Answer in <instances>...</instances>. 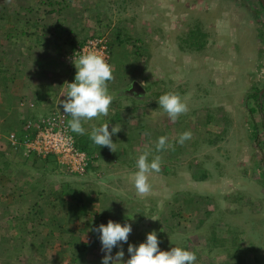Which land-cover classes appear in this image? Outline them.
I'll return each instance as SVG.
<instances>
[{"label": "rangeland", "instance_id": "1", "mask_svg": "<svg viewBox=\"0 0 264 264\" xmlns=\"http://www.w3.org/2000/svg\"><path fill=\"white\" fill-rule=\"evenodd\" d=\"M48 2L0 0V17L7 14L6 21L0 20V103L12 105L5 112L0 108V123L14 122L18 112L11 111H18L19 103L25 115L37 118L50 111V102L54 107L64 99L67 83L74 82L76 74L74 63L62 53L69 47L68 38L102 34L115 39L118 28L123 41L114 47L108 63L114 77L108 89L114 100L107 116L83 122V127L90 132L92 125L109 123V131L110 124L119 125L121 134H114L119 137L115 152L90 142L96 168L83 175L70 174L41 157L24 159L10 150L1 153L0 264H102L105 253L92 229L109 220L132 227L128 242H122L124 260L129 258V244L138 246L155 231L162 251L177 246L194 252L195 264H231L223 253L210 248L207 232L215 226L217 235L226 240L232 237L228 228L243 229L245 246H252L255 257L252 264H264V131L253 143L248 111L255 106L249 95L264 86V39L257 33L264 31V13L257 1L71 0L63 12L52 14L46 12L51 9ZM9 13L17 22L32 19L50 33L60 23L53 39L56 46L51 42L38 52L28 51L26 42L18 39L11 45L5 34L13 23ZM197 26L207 34L201 50L186 42L189 29ZM132 81L145 83L143 95L125 92ZM35 91L44 92L43 103L34 100ZM169 91L178 92L188 106L176 121L158 104ZM115 114L119 121L111 120ZM216 115V131L224 128L217 137L207 132L205 123ZM252 118L260 124L258 112ZM184 131H191L192 137L181 145L177 140ZM160 136H167L173 147L158 153L161 171L149 174L151 191L140 196L131 180L138 170L136 160L144 151L152 153ZM68 187L72 192L67 193ZM55 192L58 208L59 201L74 196L82 198L79 205L89 210L70 224L72 234L61 230L51 234L42 224L15 219L36 208L49 216L53 207L47 201ZM187 193L192 202L185 206L182 200ZM239 194L245 197V206L238 205ZM65 211L70 208L60 207L58 214ZM201 218L206 221L199 228ZM61 234L90 242L88 252L74 259L69 251L61 252ZM45 239L50 242L41 247ZM119 250L113 248L112 255Z\"/></svg>", "mask_w": 264, "mask_h": 264}, {"label": "trees", "instance_id": "2", "mask_svg": "<svg viewBox=\"0 0 264 264\" xmlns=\"http://www.w3.org/2000/svg\"><path fill=\"white\" fill-rule=\"evenodd\" d=\"M258 7L260 9V11L262 13H264V9L260 3L259 0H256ZM44 0H38V3H43ZM71 0H49L48 4L51 5V9L46 11L50 14L57 12V13H61L63 12L65 9H67L70 5ZM32 8V7H31ZM11 15H9V20H11L13 23L10 24L11 28L9 29L10 31H8L6 34V37L9 41H11V45H14L16 43V40H20L22 43L26 42V48H28V51L33 50V49H37L38 52L41 51V49H44L46 45H50L51 42H53L54 46H56V41L53 40L54 37H56L57 34V30L56 28H60L61 25L60 23H55L53 25L52 28V33L50 32H46V30H48L49 28H43L41 29L38 26V23L32 19H25L22 20L21 22H17V19H13L12 13H9ZM6 15L7 14H3L2 17H0V20L6 21ZM264 24V21H263ZM68 33L70 35H73L71 32L68 31ZM258 36L263 40L264 39V31L262 30H258L257 31ZM46 34H48V37L46 38ZM102 34H95V35H90L88 37H84V38H80L77 39L75 38V36L71 39L68 38L67 42L69 43V47L67 49H62V53L63 55H69L70 52L76 50L77 46H80L82 44H84L86 42V40L89 39H93V38H99L102 37ZM207 34L204 33V31H202V29L200 27H196V28H192L189 29L188 32V36L186 38V42L188 43L189 46H192L193 50H201L203 47H205L206 44V40H207ZM51 38H50V37ZM121 33L120 30L118 28H116V35H115V39H108L106 40V47H107V52H108V59H107V63H109L110 60V55H113L114 53V47L117 48V43H121L122 37H121ZM75 38V39H74ZM76 40V41H75ZM20 42V43H21ZM13 47V46H12ZM66 62V61H65ZM69 65V62H66ZM203 65L204 64H200ZM206 72V71H205ZM204 72V73H205ZM74 76V75H73ZM2 79H5L4 75H2L1 77ZM71 81V80H70ZM146 88H144L145 90ZM44 91V90H43ZM41 91V94L39 93V91H35L34 96V100L38 103H43V96H44V92ZM259 91L260 88H256L255 92L252 93L251 95H249L251 98H253V100L255 101V106H249L248 107V111H249V115H250V125L252 127V133L250 134L251 139L253 140V143H256L258 141L259 135L261 131H264V93L261 95V97L259 98ZM261 98H263L262 101ZM38 103V104H39ZM51 104L49 105V109H53V102H50ZM9 104V103H8ZM10 107L7 105H5L4 110H9ZM15 113V110H12V113ZM255 112H258L259 114V125H257V121L255 119H253V115L255 114ZM16 117L17 118H13L14 122H17L16 125H14L12 120H8L6 123L0 124V128H1V133H3L4 135H8L9 133H14L19 139L23 136L24 132L26 131L25 129V125L27 123L28 120L32 119V114L28 115V113L25 115L23 113V111L21 109H18V114L16 113ZM11 119V118H10ZM111 120H120L119 115L115 114L114 117ZM206 122V130L210 135H214L217 137L218 134H221L222 131L224 130V128L221 126V131H216V129H218L219 127V118L216 115V117H212L210 116L207 120H205ZM214 121V122H213ZM5 122V121H4ZM111 128H112V124H110ZM209 126V127H208ZM211 126V127H210ZM140 127V125L138 126ZM111 132V129H110ZM219 132V133H217ZM76 139V146L77 148H79L80 150L86 151L87 153L90 154V160L87 164L86 170H92L95 169V158L96 155L94 153V148L91 147L89 144L91 142L90 138L81 136L78 138V136L73 133ZM117 134H121V131L116 133ZM116 138L112 137L113 142H116V140H118L119 137L115 136ZM263 137H264V133H263ZM212 142L215 141V139L212 137ZM10 150L11 153H15L17 156H21L24 157L22 155H20L18 152H16L15 150L12 149V147L7 143L6 140L4 141H0V155L1 157L3 156V151H8ZM136 152H134L135 154ZM152 154L157 155L158 153L156 152L155 146H153L152 148ZM27 157H37L36 155L30 154ZM27 157H25L24 159H28ZM41 160L43 162H49L52 161L55 165V167L57 168L58 165L55 161V159L51 156H47L44 158H41ZM60 168V167H59ZM264 175V173H263ZM72 192L71 189L68 187V191L67 193ZM63 193V189L62 192ZM53 199L48 200V204L52 205V209L49 210V216L45 215V213H43V209L42 208H36L34 211L28 210L29 213L24 214L20 217V215L15 216V219H20L21 223L25 224L26 221L29 222L31 221L32 223H37V224H42L43 226H45L49 233L54 234V230H61L64 234H72V228L69 227L70 224L73 225V221H75V218H78L79 215H85L88 214L89 210L87 207H85L84 205H79L82 201V198H76V197H72L70 196L69 200H65V201H59V208L60 207H69L70 211H65L62 215L58 214L59 208L57 207V205L55 204V200L56 198L59 199V195L57 192L53 193ZM237 198H239L240 203L238 204L239 206H245L246 204V200L244 199L245 197H243V194H239V196H237ZM76 199H80V202L75 203ZM199 199V198H198ZM233 201H235L234 199H232ZM186 204L189 202H192V198H191V193H187L185 195V198L182 200ZM236 203V201H235ZM66 205V206H65ZM236 207H238L236 205ZM1 216V215H0ZM142 213L140 215L139 218H141ZM207 217V216H206ZM205 217V218H206ZM23 218V219H21ZM43 220V221H40ZM206 221V219H199L198 221V227L200 228V226L202 224H204ZM39 222V223H38ZM213 223H211L209 221V225H211ZM16 226V224H13ZM33 225V224H32ZM214 225V224H213ZM251 226V225H250ZM17 227H19V225H17ZM215 226H212L209 228V231L207 233L210 234L209 236V242H210V248H216V252L218 253H223L227 259L234 263V264H252L255 263V257L251 254L252 252L250 251L252 248V246H245L248 244H245V242L248 240L243 234H244V230L243 229H234V228H228L226 230V232L228 233V236H232L229 238V240L224 239V237H219L217 235L218 229L214 228ZM24 233H26V230H23ZM61 234V237H59V246L62 248L60 251H69L71 254V258L74 259V257H76V255H79V257H81V255L85 254L86 252H88L91 243L88 241H83L80 239V237H77L76 235H70V237L68 239H65L64 236L65 235ZM220 238V239H219ZM223 238V239H222ZM53 239V238H52ZM47 242H50L48 239H45L44 242L40 241L39 245L42 247L44 246V243L46 244ZM133 245L137 246V242H133L131 243ZM245 247V248H244ZM82 255V256H83ZM251 257V258H250ZM82 258V257H81ZM229 261V262H230ZM230 262V263H231ZM231 263V264H232Z\"/></svg>", "mask_w": 264, "mask_h": 264}, {"label": "clouds", "instance_id": "3", "mask_svg": "<svg viewBox=\"0 0 264 264\" xmlns=\"http://www.w3.org/2000/svg\"><path fill=\"white\" fill-rule=\"evenodd\" d=\"M76 74L74 82L67 83V92L60 104L63 113L71 119L67 122L71 132L78 135L88 134L90 140L99 147H107L115 152V143L112 136L121 131V126L113 125L109 131V123L100 126L92 125L90 132L83 127V122L90 121L100 116H107L114 97L109 93L108 82L113 80L112 68L106 60L95 52H83L74 60ZM145 88V83H141ZM159 107L167 113L172 121H176L182 114L188 112V106L178 92H166L158 99ZM146 135L148 133H145ZM4 135V134H3ZM192 137L191 131L180 134L177 143L183 145ZM167 136L158 137L155 143L156 152L172 148ZM89 154V153H88ZM90 155V154H89ZM152 157L149 160V157ZM161 155H152L150 151H144L136 160L138 169L131 177L134 188L138 195L144 196L151 191L149 174L161 171ZM156 220V219H152ZM92 231L99 234L102 244L101 251L104 254L102 264H195L197 261L194 252L181 247H172L168 251L159 248V241L155 231L149 232L146 240L138 246L129 244L127 252L129 258L124 260L123 243L128 242L132 227L125 223L109 220L107 224H100ZM113 248L120 250L112 255Z\"/></svg>", "mask_w": 264, "mask_h": 264}, {"label": "built area", "instance_id": "4", "mask_svg": "<svg viewBox=\"0 0 264 264\" xmlns=\"http://www.w3.org/2000/svg\"><path fill=\"white\" fill-rule=\"evenodd\" d=\"M103 36L86 40L76 50L70 52L67 58L69 62L83 52L92 51L101 55L107 62L108 52ZM69 115L63 113L61 105H55L48 113L37 118H32L25 125L26 131L19 139L14 133L3 135L0 131V139L6 138L7 143L20 155L27 157L30 154L37 157L51 156L58 167H64L65 171L73 175H83L86 171L90 155L76 146V139L68 128Z\"/></svg>", "mask_w": 264, "mask_h": 264}, {"label": "water", "instance_id": "5", "mask_svg": "<svg viewBox=\"0 0 264 264\" xmlns=\"http://www.w3.org/2000/svg\"><path fill=\"white\" fill-rule=\"evenodd\" d=\"M263 9H264V0H259ZM126 93L139 97L144 94L145 90L143 87H141V84L137 81H132L129 85V87L125 90ZM264 93V86L259 91V98Z\"/></svg>", "mask_w": 264, "mask_h": 264}, {"label": "crops", "instance_id": "6", "mask_svg": "<svg viewBox=\"0 0 264 264\" xmlns=\"http://www.w3.org/2000/svg\"><path fill=\"white\" fill-rule=\"evenodd\" d=\"M14 100V99H13ZM5 103H0V108H5ZM13 105H16V101L14 100V102H13ZM19 105L21 106L22 105V103H19V104H17V109H19L20 107H19ZM10 107H12V105L10 106ZM4 110V109H3ZM15 110V109H14ZM6 110H4L3 112H5ZM16 111V110H15ZM16 112H18V111H16ZM11 113H12V111H11ZM18 114V113H17ZM17 118V117H16ZM0 124H3V122H1Z\"/></svg>", "mask_w": 264, "mask_h": 264}]
</instances>
